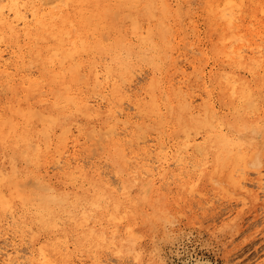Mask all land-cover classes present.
<instances>
[{
    "label": "bare ground",
    "instance_id": "6f19581e",
    "mask_svg": "<svg viewBox=\"0 0 264 264\" xmlns=\"http://www.w3.org/2000/svg\"><path fill=\"white\" fill-rule=\"evenodd\" d=\"M197 1L199 5L194 10L192 0H70L63 10L61 7L56 11L41 9L31 0L27 4H20L18 0L6 4L5 0H0V91L10 94L6 106H3L5 112L0 114V145L23 154V158L34 163L52 159L54 167L64 171V177L69 181L74 183L80 179L87 184L80 187V192H72L49 184H34L39 176L33 179V187L38 185L41 189L43 186V193L39 194L32 192L33 187L29 188L24 182L27 180L24 175L15 178L0 173V208L10 215L5 218H12L13 225L15 221L17 223L14 206L18 203L26 211L33 210L34 224L41 229L55 232L56 225L66 221L83 230L82 237L78 238L79 245L91 236L109 242L113 237L109 240L103 232L93 234L91 230H84L89 218H93L92 214L99 211L112 223L119 224L124 222L128 213L139 215V205L144 203H151L152 208L156 207V212H160L162 195L156 185L157 182L170 184V177H175L174 170L191 166L192 171L193 168H203L204 171L206 160L203 159L209 154H212L215 168L212 172L224 167L225 163L236 167L247 162L248 151L253 146L256 148L251 133L256 129L264 134V0ZM112 13L114 15L109 19H118L119 23L107 22V16ZM120 19L123 23L128 22L124 30ZM201 19L204 20V30L200 29ZM128 36L136 43L128 40ZM181 47L179 55L186 63L188 61L187 66L191 64L192 74L198 82L196 85L190 84L193 75L186 74L187 66L175 61L174 53ZM143 63L149 65L151 71L137 80ZM34 67L51 86L52 100L51 97L47 100H50L51 108L45 111L33 106L31 101L42 80L38 74L35 76ZM83 88L89 89L93 95L85 96ZM215 88L225 96L223 104L217 105ZM130 91L134 94L133 100ZM16 99L13 104L11 101ZM127 110H135L142 121L131 120ZM67 112L79 115V118L83 116L94 124L96 120H102L105 132L96 138L102 140L105 134L112 140L109 153L113 163H119V166H129L132 162L136 165L138 158L128 159V153H124L126 149L120 145L123 137H132L135 131L137 141L141 138L140 141L145 142L151 130L162 133L165 126L171 125L180 140L178 138L172 145L174 153L168 145L165 146L166 141L158 143V151L156 147L152 149L154 146L146 145L139 168L133 166L132 170L131 167V173L126 175L119 168L116 177L120 178L121 185L120 189L117 186L120 190L117 194L112 187L113 181L111 185L108 179L99 177L107 172H101L100 167L87 157L86 161L80 158V153L75 154L73 149L72 154L69 152L68 137L74 131L71 130L73 123L66 122ZM35 120L40 128L34 135L31 130ZM92 128L90 132L100 134L97 133L99 128H96L97 132L95 127ZM84 134L93 135L87 131ZM128 141L133 144L131 139ZM171 166L174 169H170ZM263 176L258 178L260 185ZM1 227L2 223L0 264H68L67 256L62 253V247L67 245L66 238L52 240L42 247L40 243L38 250L31 251L23 248L25 245L17 242L15 237H8L10 234L3 232Z\"/></svg>",
    "mask_w": 264,
    "mask_h": 264
},
{
    "label": "rangeland",
    "instance_id": "374dc122",
    "mask_svg": "<svg viewBox=\"0 0 264 264\" xmlns=\"http://www.w3.org/2000/svg\"><path fill=\"white\" fill-rule=\"evenodd\" d=\"M10 1L11 0H5L6 4H9ZM18 1H20V4H27L28 1L30 0H18ZM31 1H33L36 5H39L41 9H45V10L54 9L56 11H59L61 7H63L62 8L63 10L65 8L64 6L67 5V2L70 3V0L68 1L62 0L63 5L61 6L62 4L61 0H58L57 1L58 3L56 2V0L55 1L51 0L52 2L50 0L49 1L48 0L47 1L46 0H41V1L31 0ZM198 5H199V2L197 0H192V7H191L192 9L195 10ZM113 15L114 14L112 13V15H109V17L107 16V22L108 23L109 22L119 23L118 19L116 21L109 19ZM203 22H204L203 19L199 21L200 26H201L200 29L203 28L204 30ZM125 23H123L122 20L120 19V24L123 26L121 27L122 30H124V28L127 27L126 24H128V22L126 24ZM102 32H104V29L102 30ZM101 36L102 38L104 37L102 34ZM128 38H129L128 40H130L133 44L136 43L135 40H132L130 36H128ZM103 40L105 43L106 39L104 38ZM1 47L5 48L3 45ZM181 49H183V47H181L174 53L175 61L178 64L187 66L189 64L188 61L186 63L184 60L185 58L182 55H179V52ZM190 51L191 50L189 49L188 52ZM195 57L199 58V56L197 55ZM190 60H192V58H190ZM140 65L142 67L141 68L142 72L141 74L137 73L138 74L136 76L137 80H140L143 77L147 76L151 71L149 65H146L145 63H143V65L142 64ZM32 70L36 72L35 76H37L38 74L37 68L34 67L32 68ZM185 72L186 74L190 75V77L193 75L191 64L187 66ZM37 77H39L42 80L40 81V87L37 90V95L36 96L34 95V97L31 98V101L33 103V106L45 111V109L51 108L50 100H52V96L50 95V92H49V90L51 89V86H49L47 82L43 80L42 76H39V74ZM172 77H174V74L171 75V78ZM194 81H196V78L193 75L190 78V84L192 85L198 84L197 81L196 82ZM80 85H82V83H80ZM141 86H145V84L141 83ZM41 89L43 90V92L44 91L45 92L42 93ZM86 90L85 88L82 89L84 95L87 97L88 96L91 97L92 93H89L90 90L89 89H86ZM5 92L6 91H2V90L0 91V100L3 99L0 102V112H1L0 114L5 112L3 109L6 106V102L8 98L10 97V94L5 93ZM133 92L132 91L129 92L132 100L134 99ZM214 94H215L214 99H216L215 101L217 105L223 104V102L226 99L225 96L216 88L214 90ZM50 97L51 99L47 101ZM39 98H42V99H39ZM16 101L17 99L11 102L15 104ZM134 111L135 110H127V112L129 113L128 117L130 116L129 118L130 119L132 118L131 120L133 121H135V118H136L137 120H139V122H141L142 121L141 118L139 116L137 117L136 116L137 112L135 111L136 112L135 113ZM66 114L69 116L66 117L67 121L66 120L65 121L69 125L71 124V122L73 123L72 124L73 127L71 126V130L74 131V132L71 131V134H73L74 136L71 135L72 137L71 136L68 137L70 141V142L68 141L67 143L68 150L71 149V151L69 152L72 154L75 151V154L77 155L80 153L78 155V156H82L80 158H82L85 161L90 159V161L95 162L96 165L100 167L99 170H101V172H107V174L102 173L99 177L105 180L108 179L110 182L113 181L115 184L111 182V185L114 184V186L112 187L116 190L117 194H120L119 189L121 185L119 181L120 178L118 176L116 177L117 175L116 173L119 170V168H120V172L125 175L126 173H131V171L133 170V166L138 167L140 164L139 160L144 158L145 155H143V151L146 145L154 146L152 147V149L156 147L155 150L157 149L156 151H158V146H159L158 143L162 141L164 143L166 141L165 146L168 145L169 148L172 149V153H174L175 151H173V149L175 150V148H173L172 145L174 146L175 142L180 140L179 137H178L179 139L177 138L178 135L175 133V129L172 128L171 125H169L170 127L165 126L162 133H158L157 130L155 129L151 130L150 135L151 134L152 135L148 136V138L149 139L151 138V139L149 140L147 138L148 141L146 140L145 142L143 141V139L142 141H140L141 138H139L140 140L137 141L138 136L135 131V135L137 137H135V135H132V137H128V138L123 137V140L122 141L120 140V145L122 146L123 149H126L124 150V153L125 154L128 153L127 154L128 159L132 158L131 160H136L138 158L137 159L138 162L136 160V165L134 162L130 163L129 164L130 167L123 166V164L119 166V163L118 164L113 163L112 157L110 156V153H109L108 148L112 146V140L108 139V137L105 134H104V137H102L103 133L105 132L103 131L104 124L102 123V120H96L94 124V121L91 122L90 120H88L87 118L83 116H80L79 118V115L75 116L74 113L67 112ZM260 116H263V114H261ZM122 119L124 120L125 117ZM33 123L34 124H33V128L31 131L35 135V130H39L40 125L36 120ZM92 126L95 127L94 129L96 132H97L96 128H99L97 133H100V134H95V133L90 132L89 130L92 128ZM76 130H77V133H76ZM86 131L87 133H90V135L92 134L93 135L86 136L84 134L86 133ZM257 131L255 129V131L251 133L253 140H254L253 145H255L256 148H254L253 146L248 151L247 153L248 160L245 164L241 163L240 166L235 167L234 164L225 163L224 167L222 166L223 167L222 170H221L222 167L221 168L219 167L216 169V171L212 172L214 168L213 159H212V154H209V156L206 157V159H203V160H206V168L204 171H202L203 168H197V169L193 168L194 171H192L191 169L192 167L188 166L186 168H180L181 170L180 169L174 170L175 177L174 178L172 176L170 177V184L166 185L163 182H157L156 186L159 188L161 195H162L161 197L162 200H160V205H159L161 208L160 212L159 211L156 212V207L155 209L152 208L153 205L151 203L149 204L144 203L142 205H139V207H141L139 215L134 216L133 214L128 213L126 214L127 217L125 216V219L123 220L124 222H119V224L112 223L111 220L107 219L108 218L107 215H102L99 213V211L96 212L94 215L92 214L91 217L93 218L91 219L89 218V221L87 225H85L84 230H91L94 232L93 234L99 231L103 232L109 238V240L113 237L109 242H107L108 240L107 241L104 240V242L103 241L101 242V240L95 239L93 236H91L90 238L87 239V242L79 245L78 238L82 237L81 232L83 230L75 224L69 225L66 221H60V222L58 221L59 223L58 225H56L57 231L55 232L41 229L39 226L34 224L33 210L29 208L27 209L28 211H26L23 208H21L20 204L18 203H15V206H14L16 210V216H17V223L15 221L14 225L12 224V218L11 220L9 219L10 215L6 212H2L0 208V225L2 223L1 229L4 228L3 232L6 231L8 232V235L10 234L11 236H13L11 237L9 235L8 237L10 238L15 237L14 239L17 242L23 243L25 245L23 246V248L25 249L28 248L31 251H36L38 250V248L42 246L49 245L52 240H58V239L61 240L63 238H66L67 245L62 247V253L67 256L68 264H264V176H263L264 175V134L263 132H260V131L257 132ZM78 132L83 135L78 134ZM101 134H102L101 139L102 140L104 139L103 140L104 142L100 139L98 140ZM94 136H95V139H94ZM96 136H98V138H96ZM75 137L76 139H74ZM85 137H89V139L91 137V139L89 140L88 138H85ZM126 139L127 141L129 139H131L132 141L134 139L135 140L133 141V144L130 145L128 144L130 143V141L127 142ZM153 140L155 143L153 142ZM96 141H98L99 144L96 143ZM99 141L104 144H107L105 145L106 147L104 146V144H101ZM106 141L108 142L106 143ZM91 142H95L96 144L95 143L93 144ZM75 144L77 146L72 147V145H75ZM88 144H92V145L90 146ZM132 145H135V146H132ZM91 147L94 148L93 153L95 154V156L94 154H92L93 150ZM100 148H103V149L99 150ZM72 149H73V152H72ZM156 151H154L153 154L156 153ZM252 151L254 152L252 153ZM129 152L131 153L133 152V154L131 155L132 157L129 155L131 154ZM0 153H1L0 154V173H2L1 175H5V173L6 175L11 174V176L15 178H18V177L20 178V177H23L24 175V177L27 180L31 177L28 181L30 182L32 186L29 185L27 180L26 181L24 180V182H26L29 188L33 187V179L35 178L37 179L39 176H40L39 179L37 180L35 179L36 181H34V184L36 182V184H38L39 186L41 183L42 185L49 184L58 189H66L72 192H80V187L87 186V184L85 182H81L80 179L76 180L73 183L69 181L67 178H65L64 171H62L61 169H57L56 166L55 168L52 163L53 162L52 159H50L49 162L42 160L41 162L34 163V162H31V160H28L29 158L27 157H24L26 158L24 159L22 156L23 154L20 155V153L18 152H13L9 147H2L1 145H0ZM2 155H4V157ZM85 157H87L88 159ZM94 157L97 158L98 162L95 161L96 159ZM87 164L88 163H86V166ZM12 165L16 167H13ZM52 165L55 169L52 167ZM106 165H108V167ZM198 165L202 167L201 163H199ZM131 167H132V170H131ZM137 167H136V170H137ZM229 168H230V172H229ZM235 168H236V171H235ZM170 169H174V166H171ZM239 169H240V172H239ZM258 170L261 172L260 175L258 174L259 172ZM199 172L201 173L199 174ZM212 173H215V175H212ZM233 173L235 174L234 175L235 177H233ZM231 174L232 176H230ZM112 175L114 178L112 177ZM259 176L260 177L263 176L262 177L263 181L261 180L262 181L261 185L258 184ZM242 178H243V181H241ZM238 179L240 180V185H237L239 184ZM83 183H84V186H81V184ZM233 183L235 186L233 185ZM73 184L75 185L73 186ZM38 185H35L32 188L34 190L32 192L35 193L37 191V193L39 192V194H42L43 191H41V189L43 186H41L40 187L41 189H39ZM179 185H184V187L182 188V186H179ZM117 186L119 189L117 188ZM164 208L166 209V211ZM25 211L27 213L29 212L30 214L29 213L27 214ZM7 215L9 216V218H5V217H8ZM126 218L129 219V222H127ZM8 219L11 222H9ZM18 229L20 230L18 231ZM114 229L117 230L118 232L117 231L115 232ZM10 230L12 231L10 232ZM127 230L129 231L127 232ZM31 236L33 237V239ZM128 239L131 241H129ZM25 241L26 242L28 241L29 244L27 245L28 242L26 243ZM40 243H41V246H40ZM111 243L114 245L112 246ZM108 244H110L111 247ZM38 245L40 247L37 248ZM94 247L95 249L93 252Z\"/></svg>",
    "mask_w": 264,
    "mask_h": 264
}]
</instances>
